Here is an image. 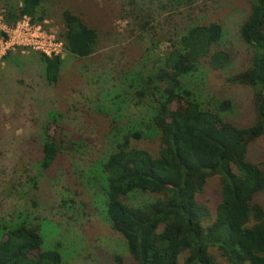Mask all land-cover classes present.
I'll use <instances>...</instances> for the list:
<instances>
[{
  "label": "rangeland",
  "instance_id": "1",
  "mask_svg": "<svg viewBox=\"0 0 264 264\" xmlns=\"http://www.w3.org/2000/svg\"><path fill=\"white\" fill-rule=\"evenodd\" d=\"M21 3L0 0V40L17 25L6 24L3 15ZM66 10L95 27L98 39L88 57L75 56L63 46L56 84L46 78L42 52L17 43L0 56V235L24 222L39 228L44 247L60 246L64 264H136L126 239L106 218L103 163L131 131L143 133L133 140L136 146L160 150L159 131L152 123L158 83L147 79L165 65L173 44L196 24L223 25L224 34L213 50L229 52L231 62L215 68L202 59L197 71L184 76V83L204 107L223 118L244 127L254 123V89L226 79L251 62L253 51L240 36L250 2L46 0L41 7L44 20L35 24L60 38ZM140 90L145 94H138ZM224 100L231 104L221 110ZM53 115L61 152L51 168L43 169V128ZM248 157L264 167V137L250 144ZM155 197L136 192L127 201ZM198 197L208 209L209 223L221 199L220 177H209ZM258 200L264 204V192ZM183 258L179 264H184Z\"/></svg>",
  "mask_w": 264,
  "mask_h": 264
},
{
  "label": "trees",
  "instance_id": "2",
  "mask_svg": "<svg viewBox=\"0 0 264 264\" xmlns=\"http://www.w3.org/2000/svg\"><path fill=\"white\" fill-rule=\"evenodd\" d=\"M46 0H22L3 15L9 26L27 16L41 23ZM250 12L240 27L242 40L252 49L250 65L227 76L233 84L254 89L256 119L250 126L235 124L197 99L184 76L199 69L202 59L215 68L226 67L231 55L213 50L224 27L219 22L196 24L173 44L165 65L147 83H158L152 123L160 135L156 153L136 146L140 131L127 132L103 163L105 211L111 227L124 236L136 264H264V167L248 157L250 144L264 137V0H249ZM64 48L78 57L95 51L98 31L82 17L64 11ZM49 83L56 84L61 55L42 53ZM140 95L145 91L140 90ZM224 100L220 109L230 107ZM44 128L40 166L51 168L60 152L58 123ZM219 176L221 199L214 220L199 200L207 179ZM136 192L152 193V200L130 203ZM117 260H121L120 257ZM0 264H64L59 245L44 247L34 225L20 223L0 235Z\"/></svg>",
  "mask_w": 264,
  "mask_h": 264
},
{
  "label": "built area",
  "instance_id": "3",
  "mask_svg": "<svg viewBox=\"0 0 264 264\" xmlns=\"http://www.w3.org/2000/svg\"><path fill=\"white\" fill-rule=\"evenodd\" d=\"M0 43V56L10 45L17 43L34 48L48 56L59 55L64 46L63 40L57 34L48 32L41 24L33 23L27 16L17 22L11 33L7 31V38L3 36Z\"/></svg>",
  "mask_w": 264,
  "mask_h": 264
}]
</instances>
